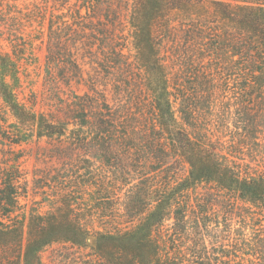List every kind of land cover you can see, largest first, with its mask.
Wrapping results in <instances>:
<instances>
[{"label": "trees", "instance_id": "16d2710c", "mask_svg": "<svg viewBox=\"0 0 264 264\" xmlns=\"http://www.w3.org/2000/svg\"><path fill=\"white\" fill-rule=\"evenodd\" d=\"M13 1L0 0V35L115 31L116 20L110 26L109 16L100 15L109 0H82L85 12L79 9L75 19L71 14V21H65V0H29L26 9ZM170 16L188 20L200 33L168 56L172 61L156 31ZM130 21L144 75L135 110L133 103L116 106L107 96V110L94 107L95 86L96 94L76 95L65 107L67 114L79 107L90 142L117 154L110 156L103 182L127 186L121 213L99 214L103 228L95 230L94 245L113 257L124 250L113 264H264V1L133 0ZM22 58L16 49L0 51V98L16 120L14 143L24 136L66 135L69 122L19 99ZM74 63L82 73L84 63ZM174 67L177 83H171ZM76 136L86 146L87 134ZM0 178V211H9L17 202V178L1 169ZM77 223L64 215L54 223L62 229L29 227L22 257L5 264H43L39 252L46 244L86 242L91 229ZM11 233L23 243L24 224L0 220V235ZM15 242L4 239L0 246Z\"/></svg>", "mask_w": 264, "mask_h": 264}, {"label": "rangeland", "instance_id": "374dc122", "mask_svg": "<svg viewBox=\"0 0 264 264\" xmlns=\"http://www.w3.org/2000/svg\"><path fill=\"white\" fill-rule=\"evenodd\" d=\"M28 1L14 0L13 3L19 9H26ZM230 1L236 3V0ZM83 5L82 0H65V21H71V14L74 19L78 17L79 9L85 12ZM132 11L133 0H109L100 15L109 16L110 26V22L116 20V27L113 33L104 35H48V30L42 35H0V51L16 49L23 57L19 99L53 120L69 122L68 132L62 137L35 136L27 140L24 136L22 139L25 140L14 143L11 127L16 120L0 98V169L17 178L18 191L17 202L10 206L12 210L0 211V220L11 225L23 223L25 232L23 243H18L16 233L0 235V243L4 239L17 240L15 245L0 246V264H5L7 259H19L23 254L22 244L27 242L29 227L34 231L43 227L62 229L54 223L64 215H70L74 222L79 221V226L91 229L92 235L82 243L61 239L46 244L39 252L43 264H113L114 257H122L124 250L118 249L120 254L114 253L113 257L109 250L101 254L93 243L95 230L103 228L99 214L121 213L120 201L127 186L115 189L108 180L103 182L105 176H109L105 175V169L109 167L110 156L117 154L100 150L90 142L91 128L81 127L83 120L79 107L70 114L65 107L68 109L74 104L76 95L89 91L96 94L92 90L95 86L99 99L93 97L94 107L106 109L102 98L107 96L111 103L116 101V106L129 101L135 110L144 75L140 77L139 73L143 72L138 70L130 21ZM166 20L163 24L169 22L168 25L161 28L162 24H159L156 31L164 41L163 55L170 59L180 46L196 40L200 33L191 28L193 24L188 20H173L171 16ZM33 37L32 46L30 39ZM16 40L19 46H16ZM74 60L84 63L82 73L77 74ZM118 63L120 71L112 67ZM177 69L174 67L170 71L171 83L179 82ZM79 132L87 134L86 146L82 147L76 136ZM54 235L74 234L56 232Z\"/></svg>", "mask_w": 264, "mask_h": 264}]
</instances>
